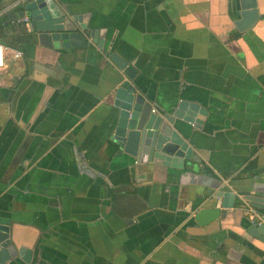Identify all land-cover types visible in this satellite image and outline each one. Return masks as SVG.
Returning <instances> with one entry per match:
<instances>
[{"label": "crops", "instance_id": "obj_1", "mask_svg": "<svg viewBox=\"0 0 264 264\" xmlns=\"http://www.w3.org/2000/svg\"><path fill=\"white\" fill-rule=\"evenodd\" d=\"M30 1L0 0V44L22 53L0 70V224L17 264H264L244 199H264V0L245 31L239 0H51L87 40L70 49L38 43ZM127 87L194 160L138 162L135 131L112 143ZM201 207L219 218L197 225Z\"/></svg>", "mask_w": 264, "mask_h": 264}, {"label": "water", "instance_id": "obj_2", "mask_svg": "<svg viewBox=\"0 0 264 264\" xmlns=\"http://www.w3.org/2000/svg\"><path fill=\"white\" fill-rule=\"evenodd\" d=\"M51 0H32L26 5V11L30 17V33L37 36L38 43L48 48H85L87 40L84 35L77 30L67 19H64L60 12L52 6ZM240 20L236 27L239 31H245L254 23L256 18V0H239ZM55 11H54V9ZM108 56V55H107ZM123 74L131 79L135 73L127 62L117 55L108 56ZM135 90L132 87L126 88L128 95L121 104L119 119L116 122V129L111 141L113 144L121 146L123 136L127 130L135 131L138 136V162L161 163L169 162L171 157L181 160L192 159V151L187 148L184 142L175 134L169 124L173 120L166 116L164 119L151 113V108L144 103L140 96H134ZM134 101V109L131 105ZM166 120V121H165ZM132 134H129L131 136ZM178 161V160H177ZM167 164V163H166ZM249 208L256 213H260L264 222V199L253 196L244 198ZM220 216V210L215 207H201L193 214V221L199 226H206L216 221ZM13 229L9 224H0V264H17L15 258L22 254V249H18L14 242ZM249 234L264 242V223L252 225Z\"/></svg>", "mask_w": 264, "mask_h": 264}, {"label": "built area", "instance_id": "obj_3", "mask_svg": "<svg viewBox=\"0 0 264 264\" xmlns=\"http://www.w3.org/2000/svg\"><path fill=\"white\" fill-rule=\"evenodd\" d=\"M18 1V0H16ZM18 22H28V18H23L20 20H17ZM10 50L9 48L3 46L0 44V70H2L5 66V52ZM12 53V56L14 59H20L22 57V53L19 51H14V50H10ZM152 113H155V110H152ZM130 117V115H128ZM249 211L253 213V215L251 216V220L252 222H254L255 225H260L263 222L261 216H258L257 214H254V212L249 208Z\"/></svg>", "mask_w": 264, "mask_h": 264}]
</instances>
